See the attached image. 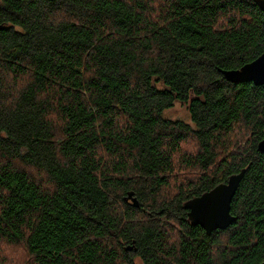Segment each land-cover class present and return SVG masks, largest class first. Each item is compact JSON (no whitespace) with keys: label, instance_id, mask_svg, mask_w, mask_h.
<instances>
[{"label":"trees","instance_id":"16d2710c","mask_svg":"<svg viewBox=\"0 0 264 264\" xmlns=\"http://www.w3.org/2000/svg\"><path fill=\"white\" fill-rule=\"evenodd\" d=\"M263 49L254 0H0V264L264 262V86L221 73Z\"/></svg>","mask_w":264,"mask_h":264},{"label":"water","instance_id":"95a60500","mask_svg":"<svg viewBox=\"0 0 264 264\" xmlns=\"http://www.w3.org/2000/svg\"><path fill=\"white\" fill-rule=\"evenodd\" d=\"M254 3L264 14V0H254ZM221 73L230 83H252L254 86H264V49L254 61L237 70L221 71ZM257 151L264 154V137L258 143ZM244 174L245 169H242L239 173L229 176L226 182L216 185L198 197L187 200L183 208L187 211L190 225L199 226L207 235L229 227L234 221L230 213L231 201ZM128 198L131 205L137 208V200L131 197V194Z\"/></svg>","mask_w":264,"mask_h":264},{"label":"rangeland","instance_id":"374dc122","mask_svg":"<svg viewBox=\"0 0 264 264\" xmlns=\"http://www.w3.org/2000/svg\"><path fill=\"white\" fill-rule=\"evenodd\" d=\"M156 87L158 89L163 90L164 87L161 85V83H155ZM166 119L174 120V121H182L187 124H191L189 113L184 105H181L179 103H175L174 106L170 109H167L163 112L162 115ZM5 246L1 245L0 249L6 253L9 254L11 257L19 256L20 251L18 250H12L10 248H4ZM23 258V254H21L18 258V260H21Z\"/></svg>","mask_w":264,"mask_h":264}]
</instances>
